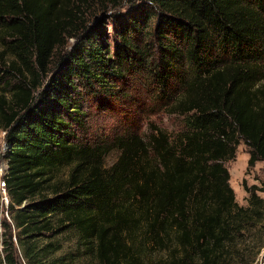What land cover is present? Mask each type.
Returning <instances> with one entry per match:
<instances>
[{
  "label": "trees",
  "instance_id": "obj_1",
  "mask_svg": "<svg viewBox=\"0 0 264 264\" xmlns=\"http://www.w3.org/2000/svg\"><path fill=\"white\" fill-rule=\"evenodd\" d=\"M122 1L0 0V75L16 81L0 95V264H71L53 241L69 231L94 264H143L144 243L157 264H255L264 182L242 180L241 206L225 164L241 143L246 174L264 163V0H129L109 16L110 48L85 11ZM136 77L181 131L78 143L85 96Z\"/></svg>",
  "mask_w": 264,
  "mask_h": 264
},
{
  "label": "rangeland",
  "instance_id": "obj_2",
  "mask_svg": "<svg viewBox=\"0 0 264 264\" xmlns=\"http://www.w3.org/2000/svg\"><path fill=\"white\" fill-rule=\"evenodd\" d=\"M130 4L132 3L129 0H124L117 8H109L102 12L96 3L91 9L85 11V19L91 25L99 24L103 27L104 34L101 35V42L110 48L114 44V33L109 16L115 12L125 11L130 7ZM71 43L72 40H69L68 44ZM66 48L69 49L70 46ZM56 57L57 55H54L52 67ZM3 77L0 75V95L5 87V81L16 82L10 76ZM144 83L143 78L136 77L115 86L116 90L108 92L109 94H101V99H95L94 95L96 94L85 96L81 105L80 123L74 128L78 143L83 145L101 142L111 143L116 137L133 134L147 138L153 129L152 126L165 131L173 140L183 127L181 118L166 112L155 113L152 110V96L144 87ZM2 144L3 133L0 131V149ZM117 157L118 153L113 149L105 157L104 166L110 167ZM247 160V147L241 143L236 150L235 160L225 164L230 175V185L234 190L236 202L241 206L246 205V198L248 197L242 188V180L245 179L248 186H261L264 182V163H257L246 174ZM66 173L67 169H62L60 176L63 178ZM258 195L264 199V193ZM53 241L61 246V251L57 253V257L69 255L70 259L74 258L71 264H94V260L78 246L75 232L69 231L58 235L53 238ZM162 257L163 255L160 253L152 252L148 243H144V248L141 250L143 264H157ZM255 264H264L261 254Z\"/></svg>",
  "mask_w": 264,
  "mask_h": 264
},
{
  "label": "built area",
  "instance_id": "obj_3",
  "mask_svg": "<svg viewBox=\"0 0 264 264\" xmlns=\"http://www.w3.org/2000/svg\"><path fill=\"white\" fill-rule=\"evenodd\" d=\"M3 133V144L1 146L0 149V204H1V209L3 211V213L1 214V216H4L6 219L9 220L8 217V213H7V209L10 203V199L7 195V191H6V178H7V174H8V162L5 158V154L7 151V146L4 142V135L5 133ZM26 204V202H24L22 204V207ZM261 259H264V251H262L261 253Z\"/></svg>",
  "mask_w": 264,
  "mask_h": 264
}]
</instances>
